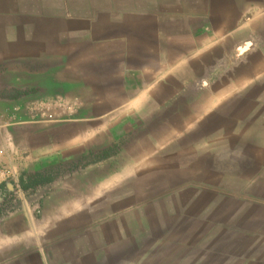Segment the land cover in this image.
Wrapping results in <instances>:
<instances>
[{
	"label": "crops",
	"instance_id": "obj_1",
	"mask_svg": "<svg viewBox=\"0 0 264 264\" xmlns=\"http://www.w3.org/2000/svg\"><path fill=\"white\" fill-rule=\"evenodd\" d=\"M90 1L0 0V169L12 176L0 187L43 179L35 190L50 186L48 204L65 209L0 219V264H106L104 243L83 245L70 214L86 204V223H105L104 168L120 159L121 135L138 155L139 125L171 106H216L219 41L256 31L238 64L257 56L260 68L235 90L264 79V0H245L232 28L229 17L214 26L207 8L174 16L114 3L97 10Z\"/></svg>",
	"mask_w": 264,
	"mask_h": 264
},
{
	"label": "rangeland",
	"instance_id": "obj_2",
	"mask_svg": "<svg viewBox=\"0 0 264 264\" xmlns=\"http://www.w3.org/2000/svg\"><path fill=\"white\" fill-rule=\"evenodd\" d=\"M110 3L159 15L161 10L174 16L208 10L214 26L229 17L232 28L245 0L90 1L97 10ZM244 36L218 43V80L212 86L218 101L210 111L168 107L146 128L138 126V155L124 148L121 135L120 159L104 168L105 223H86V204L70 214L79 219L74 224L81 228L83 245L104 243L106 264H264V79L235 90L260 68L257 56H249L248 65L238 64L258 43L256 31ZM212 98H203L202 105ZM145 153L148 160H137ZM35 189L0 187V219L14 212L65 215L64 208L48 204L50 186ZM45 203L50 209L41 208ZM7 244V249L16 246Z\"/></svg>",
	"mask_w": 264,
	"mask_h": 264
},
{
	"label": "trees",
	"instance_id": "obj_3",
	"mask_svg": "<svg viewBox=\"0 0 264 264\" xmlns=\"http://www.w3.org/2000/svg\"><path fill=\"white\" fill-rule=\"evenodd\" d=\"M43 183H45V180L40 179V178H27L26 180H21L19 182V185L21 187V190L28 191Z\"/></svg>",
	"mask_w": 264,
	"mask_h": 264
},
{
	"label": "built area",
	"instance_id": "obj_4",
	"mask_svg": "<svg viewBox=\"0 0 264 264\" xmlns=\"http://www.w3.org/2000/svg\"><path fill=\"white\" fill-rule=\"evenodd\" d=\"M0 158H1V152H0ZM12 178V176L10 175L9 172L0 169V186L6 182H8V180H10Z\"/></svg>",
	"mask_w": 264,
	"mask_h": 264
},
{
	"label": "water",
	"instance_id": "obj_5",
	"mask_svg": "<svg viewBox=\"0 0 264 264\" xmlns=\"http://www.w3.org/2000/svg\"><path fill=\"white\" fill-rule=\"evenodd\" d=\"M249 47H250V44L248 43L240 50V52L241 53L245 52L246 50H248Z\"/></svg>",
	"mask_w": 264,
	"mask_h": 264
}]
</instances>
